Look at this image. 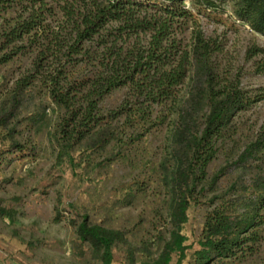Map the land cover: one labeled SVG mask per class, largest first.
Masks as SVG:
<instances>
[{
    "label": "trees",
    "instance_id": "1",
    "mask_svg": "<svg viewBox=\"0 0 264 264\" xmlns=\"http://www.w3.org/2000/svg\"><path fill=\"white\" fill-rule=\"evenodd\" d=\"M225 5L264 36V0H191L193 10L184 0H0V167L13 154L35 157L29 135L46 128L57 166L143 169L114 206L149 194L159 203L134 229L75 209L67 222L79 264H113L118 251L130 264H184L195 204L209 210L187 264H264V121L246 144L234 139L236 118L264 100V88L243 83L226 37L206 35L199 19L224 22ZM245 59L264 74V46H249ZM116 91L121 102L105 107ZM157 131L162 142L146 156ZM0 215L15 220L7 207Z\"/></svg>",
    "mask_w": 264,
    "mask_h": 264
},
{
    "label": "rangeland",
    "instance_id": "2",
    "mask_svg": "<svg viewBox=\"0 0 264 264\" xmlns=\"http://www.w3.org/2000/svg\"><path fill=\"white\" fill-rule=\"evenodd\" d=\"M187 8L192 9L191 0H184ZM219 17L224 20L200 16L206 35H224L227 40V57L236 68L244 73L243 83L251 88H264V74H255L251 61L245 59L246 49L252 44L264 46V36L256 34L247 25L238 23L229 5ZM195 11V10H194ZM124 91L109 95L104 106L115 107L123 99ZM264 121V100L255 104L237 118L239 145L246 144ZM164 132L149 135L144 144L146 156L155 154L162 142ZM31 146H36V156H11L12 161L0 167V206L12 209L15 220L0 215V264H79L71 253L70 241L72 228L68 225L69 215L89 212L90 218L104 220L121 228L134 229L140 219H150L152 210L159 205L152 194L138 199L135 206L119 208L114 206L116 199L124 193V185L135 177H145L142 168H131L122 163L113 164L107 171H87L71 165H55V157L50 146L47 129L40 133H30ZM232 144L227 143L217 158L208 167L212 176L225 162V152ZM235 180V175L223 177L219 181V192L226 190ZM155 188V184L151 185ZM218 192V193H219ZM207 195L202 201H208ZM157 199V198H156ZM61 203H58V201ZM61 220L56 218V207ZM208 204H195L189 210V219L184 227L186 242L191 247L186 251L187 264L197 247ZM149 225L144 224L139 235ZM140 229V228H139ZM137 261L140 256H136ZM177 261V256L174 262ZM113 264H130L124 252H117Z\"/></svg>",
    "mask_w": 264,
    "mask_h": 264
}]
</instances>
